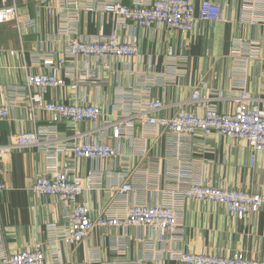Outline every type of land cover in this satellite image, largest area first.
<instances>
[{
    "label": "crops",
    "instance_id": "obj_1",
    "mask_svg": "<svg viewBox=\"0 0 264 264\" xmlns=\"http://www.w3.org/2000/svg\"><path fill=\"white\" fill-rule=\"evenodd\" d=\"M108 1L129 5L133 0H0V10L14 5L20 20L31 23L19 28L15 21L0 24V104L13 105L10 117L0 121V145L35 130L23 103L26 77L49 72L43 61L57 63L72 36L102 39L117 32L139 52L133 59H70L59 69L63 86L45 93L46 101L101 108L96 125L75 127L80 133L92 132L86 135L92 141L109 134L106 124L129 114L139 102L161 101L164 108L151 116L169 118L180 105L198 115L207 107L233 112L242 85L253 98L264 99V0H190L196 14L203 1L219 5L222 14L220 21H197L190 33L161 25H119L101 10ZM235 49L238 57L232 55ZM195 90L200 101L185 105ZM35 126L50 132L42 145L15 149L0 159V178L7 185L0 192V255L40 243L46 264H182L169 258L171 250L203 249L264 260V205L238 220L221 205L192 199L183 202L174 241L160 243L145 227H96L78 245L59 243L54 260L46 246L48 226L63 223L71 206L54 197H38L32 187L36 177L46 173L47 150L70 141L74 127L53 123L42 110L36 112ZM111 142L118 151L115 158L79 159L69 151L57 156L58 168L84 181L78 202L87 203L92 220L103 214L120 216L129 205L167 201L171 189L191 183L264 195V154H256L252 165L245 142L196 132L177 146L172 135L139 123L131 139ZM124 186L128 190L119 193ZM151 241L158 257L149 253Z\"/></svg>",
    "mask_w": 264,
    "mask_h": 264
},
{
    "label": "built area",
    "instance_id": "obj_2",
    "mask_svg": "<svg viewBox=\"0 0 264 264\" xmlns=\"http://www.w3.org/2000/svg\"><path fill=\"white\" fill-rule=\"evenodd\" d=\"M101 10L113 15L119 25L131 24L143 28L161 25L181 33L192 32L197 21H220L222 15L219 5L210 1L201 2L196 14L190 0H155L152 3L133 0L129 5L108 1L102 5ZM10 21H15L18 28L21 24L26 26L31 24L20 20L14 5L0 10V24ZM138 54L136 44L120 37L117 32H112L102 39L88 40L72 36L68 39L66 54L57 63L52 59L43 61V65L49 69V72L30 74L26 77L23 90L28 95L23 99V103H27L28 118L34 124L35 130L20 133L8 144L0 145V159L15 149L36 147L45 142L50 132L35 126L36 112L39 110L48 113L53 123L64 122L74 127V134L70 141L54 150H47L46 173L36 177L32 187V193L38 197H54L60 203L71 206V211L63 223L48 226L49 239L46 246L52 250L54 260H58L56 246L59 243L78 245L96 227L122 229L145 227L160 243L174 241L180 230L182 206L186 200L216 203L225 207L227 212L238 220L258 212L264 205L262 194L191 183L183 189H171L167 201L152 205L133 204L127 206L120 216L103 214L95 220L91 219V211L87 203L78 202L85 189L84 181L72 174L71 170L58 168L57 156L63 151H69L79 159L115 158L118 151L111 141L117 143L124 137L131 139L137 123L142 127L162 129L174 137L177 146L183 140L190 139L196 132H200L205 137L219 134L245 142L252 151L250 158L252 165L256 154H264V99L253 98L243 85L236 98V107L230 113H220L213 107H207L202 115H198L180 105L171 117L158 118L151 116V113L164 108L161 101L139 102L133 105V110L129 114L108 122L105 128L109 127L110 133H105L100 141H92L86 136L91 135L92 132L80 133L75 129L76 125L85 122L96 125L103 115L99 106L86 103L64 104L56 100L44 99L48 89L63 86L59 69L70 59L77 57L133 59ZM232 55L238 57L240 51L235 49ZM198 101H200V94L198 90H195L184 104ZM12 106L0 104V121L10 117ZM6 189V183L0 178V192ZM117 190L123 194L128 188L124 186ZM150 243V255L158 257L154 241ZM169 258L182 264H264L262 259H248L240 254L219 255L204 249L198 253L171 250ZM0 264H46L44 246L38 243L11 255H0Z\"/></svg>",
    "mask_w": 264,
    "mask_h": 264
}]
</instances>
